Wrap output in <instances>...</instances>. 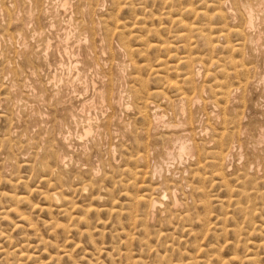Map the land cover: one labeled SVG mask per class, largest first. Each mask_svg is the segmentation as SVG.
I'll use <instances>...</instances> for the list:
<instances>
[{
  "label": "rangeland",
  "instance_id": "obj_1",
  "mask_svg": "<svg viewBox=\"0 0 264 264\" xmlns=\"http://www.w3.org/2000/svg\"><path fill=\"white\" fill-rule=\"evenodd\" d=\"M66 1L67 7L65 6V8L68 11L61 7L63 0H51V2L50 0H0V264H15L16 262H18L16 264H23L25 259V263L28 264H58L57 262L51 263L53 261H59V264H231V262H233L232 264H256L255 262L259 261H261L260 264L264 263V232L262 231L264 229V153H262L264 151V0H250V2L246 0L245 5L252 7L253 19L255 18L253 29L251 28L247 32L244 30L242 17L246 6L242 8L243 4H241L245 0H215L216 4L214 5L216 6L210 4L214 3V0L205 2H203L204 0ZM218 1L220 2V11H224V15L227 14L225 20L215 18L214 10L219 9ZM38 2H40V6ZM207 4L210 6L207 7ZM187 9L200 10L202 13L195 11V15L193 14L191 17L189 14L192 11L188 12ZM202 15L205 19H202L204 18ZM173 17L174 20L178 19L177 23L172 22L174 20L171 21ZM208 18L211 19L210 22ZM218 20L224 21L219 22ZM47 22L49 23L47 24ZM191 22L193 23L191 24ZM205 23L211 26L207 27ZM189 24L196 26L198 30L196 27L192 28L193 30H188L187 26L191 28ZM222 26L226 27L222 28ZM200 27L203 29L200 30ZM227 29L231 31L227 33L229 31ZM183 32L184 34H182ZM241 32L244 34L241 35ZM65 34L70 38L66 36L65 40ZM207 34L212 36L208 37ZM183 35L184 38H182ZM180 36L182 37L180 38ZM209 42L210 44H208ZM104 45L106 48L103 47ZM234 46H239L236 48L239 52ZM240 47L241 49H239ZM227 59L234 60L227 61ZM197 61H201L203 65L201 63L199 65ZM230 63L232 65L234 63L235 67ZM66 64L68 65L66 66ZM162 64L171 66L161 67ZM248 66L252 71L247 72ZM198 68L200 69L199 74ZM230 69L236 72L238 77L242 74V78L247 79L246 83H244L245 79H241V76L236 78L235 73ZM222 70L224 71L222 72ZM251 72L253 74L247 75ZM189 73L192 74L194 80L191 82L192 84L185 79V75ZM258 73L261 77L256 76ZM160 75L161 79H158ZM214 75L217 81L215 78L213 79ZM251 76L253 77L251 78ZM222 77L223 79L227 78L226 81H222ZM259 78L262 82L258 81ZM164 79L169 80L166 81L168 83H165ZM211 79L216 83L220 81L221 84H218L219 82L216 84ZM239 79L244 82H240ZM252 80L255 83L251 85ZM225 84H229L226 85L229 88ZM113 86L116 88L114 89ZM221 86L222 88H220ZM233 87H236L235 92ZM219 88L221 91H218ZM224 88L230 89L227 90L229 95L227 98L221 99L217 93L224 90L226 92ZM135 91H137L136 94ZM115 92L116 94H114ZM108 93H113L111 96L115 97L119 95L118 106L110 104L108 100L110 94ZM102 95L103 98H101ZM120 99L123 101L121 102ZM143 99L144 104L141 102ZM183 99L185 100L183 101ZM84 101L88 103L86 104ZM147 102L151 103L153 107L154 104L158 105V113L162 117L159 124L163 123L162 125L158 124L157 129H150V126H147V124L149 125L147 119L150 116V108L146 109L145 107ZM143 106L144 109H141ZM181 108L184 110L183 112ZM136 109H140L139 113L144 112L145 117L141 118L142 116ZM183 122L187 124L185 125ZM192 125L199 128L194 130L195 127ZM87 128H90V131L84 135L83 131ZM201 129L203 130L200 131ZM176 137H182L181 142L185 138H189L188 143H191L192 146L196 144L197 151L195 153H198H194L193 157L187 155H183V158L179 157L174 140L177 139ZM227 149H229V159H227L226 165H221L218 157L220 153L227 154ZM215 150H218L219 154ZM50 151L54 152L50 153ZM138 152L139 154L143 153L141 157L145 159L144 165H142L143 161L138 156ZM167 154H170V160ZM51 156L56 158L64 156L66 163L63 168L66 169L62 168L64 171H61V168L56 165V159L54 160ZM131 156L133 157L131 158ZM137 156L138 158H136ZM45 158L47 159L45 160ZM213 159L216 160L213 162ZM42 162L44 163L42 164ZM132 162H135V165H140L135 167ZM151 162L153 163L151 164ZM199 165L201 166L199 167ZM43 166L46 167L43 168ZM48 166L49 168H47ZM226 166L228 167L226 168ZM126 169L132 170V173ZM155 169L160 174L155 173ZM141 171L143 174L140 173ZM46 177L51 181H47ZM53 179H56L57 182L55 180L54 182L57 183L58 186H56L59 189L64 187L65 191L63 189L59 191L63 200L64 196H68V199L65 198L66 201L62 202L63 205L65 206V202L68 207H71L76 203V207L79 206L78 210L74 211L75 205L72 207L73 210H70V207H63L62 203H60L61 205L50 204L47 197L44 199V194L49 193V190L50 193L54 192V189L59 190L55 188ZM65 179L68 180V183ZM44 182L45 184L49 183L45 185ZM90 182L91 184H88ZM121 182H124V186ZM69 183L72 184L70 187ZM84 184L90 187L86 188V191L82 189ZM142 184L149 185L141 186ZM153 185L160 187L157 194L149 190L152 188L149 186ZM226 186L230 193L226 191ZM125 187L127 191L123 190ZM145 187H148L147 191ZM241 190L246 191L242 192ZM105 191H108V194ZM144 191L146 193L144 196L148 194L147 197L143 196ZM99 193H104V197L101 196L98 199ZM124 193L126 194L124 195ZM134 193L139 197H136ZM149 195L150 198L156 195L153 199H158L159 203L155 199L157 204L154 208H151L149 204ZM141 196L144 197L143 200L140 198ZM17 197L21 202L14 201V204H19L13 206V200ZM227 197L231 200L226 199ZM212 198L214 200H211ZM69 199H73V202ZM26 202L28 203L26 204ZM47 203L49 204L47 205ZM224 203L227 204L224 205ZM44 206H47L46 209ZM49 206L56 209L53 210ZM112 206L117 213L114 212ZM14 207L15 210L21 212L14 211ZM11 209L12 211L9 212ZM92 209L98 211L95 212ZM243 209L244 212H240ZM55 210L57 211L55 212ZM23 213L25 215L28 213V217L22 219ZM147 213L148 218L145 217ZM81 216L84 219H80ZM87 216L89 219H86ZM18 218L22 220L18 221ZM73 220L76 223H73ZM21 223L25 224L24 228L30 227V224L32 228H28L29 230L25 228L24 231V228L21 229ZM139 224H141L140 227H138ZM67 225L70 226L66 228ZM222 226L223 228H221ZM85 229H87V234H84ZM224 230L225 233H223ZM79 231L83 233L81 234ZM100 232L102 233L100 234ZM259 241L262 242L258 243ZM228 244L234 245V247ZM257 247H262V249ZM15 248H18L19 252L17 250L12 252V250L15 251ZM93 251L94 253L97 251V254H93ZM21 252L24 253V258L21 257ZM259 252H261L260 256ZM231 256L233 257L229 258ZM236 256L238 258H235ZM256 257L257 259L260 257V260L255 259ZM245 258L250 261L244 260ZM224 259L228 261L225 263ZM233 259L234 261H232ZM237 259L240 262L236 263ZM41 260H47V262ZM222 260L223 262H221Z\"/></svg>",
  "mask_w": 264,
  "mask_h": 264
},
{
  "label": "bare ground",
  "instance_id": "obj_2",
  "mask_svg": "<svg viewBox=\"0 0 264 264\" xmlns=\"http://www.w3.org/2000/svg\"><path fill=\"white\" fill-rule=\"evenodd\" d=\"M97 1H98V0H97ZM184 1H185V0H184ZM197 1H198V0H197ZM200 1H202V0H200ZM205 1H206V0H204L203 2H205ZM212 1H213V0H212ZM248 1L250 2V0H248ZM44 2H45V1H44ZM44 2H43V3H44ZM50 2H51V0H50ZM59 2H60V1H59ZM189 2H190V1H189ZM225 2H226V1H225ZM243 2H244V3H241V4H243L242 8H243L244 6H246V5H245L246 0L243 1ZM5 3H6V2H5ZM14 3H15V2H14ZM93 3H94V2H93ZM34 4H35V2H34ZM39 4H40V2H38V5H39ZM53 4H56V3H53ZM53 4H52V5H53ZM66 4H67V1H66V0H63V2H62V4H61V7H62L63 9H66V8H65ZM79 4H80V3H79ZM82 4H83V3H82ZM82 4H81V5H82ZM96 4H97V3H96ZM96 4H95V5H96ZM126 4H127V3H126ZM190 4L192 5V3H190ZM210 4H212V5L216 4V3H215V0H214V3H210ZM210 4H209V5L207 4V5H208L207 7H209ZM217 4H218L217 6L219 7V6H220V2L218 1ZM250 4H251V3H250ZM47 5H48V4H47ZM58 5H59V4H58ZM163 5H164V4H163ZM4 6H5V5H4ZM39 6H40V5H39ZM39 6H37V7H39ZM185 6H188V5H185ZM214 6H216V5H214ZM247 6H248V5H247ZM247 6H246V8H245L246 11H244V14H243V16H242V17H243V20H244V21H243V22H244V30H245L246 32L249 31L251 28L253 29V25H254V24H253V23H254L253 20L255 19V18L253 19V15H252V11H251L252 7H250V6L247 7ZM19 7H20V6H19ZM34 7H35V6H34ZM66 7H67V6H66ZM81 7H82V6H81ZM81 7H80V8H81ZM191 7H192V6H191ZM52 8H53V7H52ZM62 8H61V9H62ZM71 8H73V7H71ZM99 8H100V7H99ZM186 8H188V7H186ZM214 8H216V7H214ZM231 8H235V7H231ZM35 9H36V8H35ZM42 9H43V8H42ZM49 9H50V8H49ZM57 9H58V8H57ZM195 9H196V8H195ZM195 9H194V10H195ZM212 9H213V8H212ZM6 10H7V9H6ZM66 10H67V9H66ZM92 10H93V9H92ZM190 10H191V9H187L186 11L189 12ZM213 10H214V9H213ZM242 10H244V9H242ZM30 11H31V10H30ZM38 11H40V10H38ZM43 11H44V10H43ZM63 11H65V10H63ZM67 11H68V10H67ZM184 11H185V9H184ZM184 11H183V12H184ZM191 11H192L191 14L187 13V14H189L191 17H192L193 14L195 15V13H194L195 11H196V13H197V12H200V10H199V11H198V10H195V11L191 10ZM214 11L216 12V13H215V16H216L215 18H216V19H224V20L227 19V18H225V17L227 16V14L224 15V14H223L224 11H223V12L220 11V7H219L218 10L216 9V10H214ZM217 11H218V12H217ZM15 12H16V11H15ZM22 12H23V11H22ZM179 12H180V11H179ZM54 13H55V12H54ZM200 13H202V12H200ZM204 13H205V12H203V14H204ZM242 13H243V12H242ZM14 14H15V13H14ZM40 14H41V13H40ZM46 14H47V13H46ZM69 14H70V13H69ZM79 14H80V13H79ZM177 14H179V13H177ZM55 15H56V14H55ZM71 15H72V14H71ZM85 15H86V14H85ZM185 15H186V13H185ZM197 15H198V14H197ZM204 15H205V14H204ZM204 15H202V17H204ZM212 15H213V14H212ZM23 16H24V15H23ZM26 16H27V15H26ZM64 16H65V15H64ZM86 16H87V15H86ZM183 16H184V15H183ZM198 16H199V15H198ZM200 16H201V15H200ZM17 17H18V16H17ZM42 17H43V16H42ZM193 17H195V16H193ZM205 17H206V15H205ZM205 17L202 18V19H205ZM209 17H214V16H209ZM223 17H224V18H223ZM30 18H31V17H30ZM71 18H72V17H71ZM178 18H179V15H178ZM182 18H183V17H182ZM206 18H207V17H206ZM9 19H10V18H9ZM99 19H100V18H99ZM208 19H209V22H210L211 19H210V18H208ZM240 19H241V17H240ZM30 20H31V19H30ZM48 20H49V19H48ZM172 20H174V17L171 19V21H172ZM176 20H178V19H175V20L172 21V22L177 23ZM180 20H181V19H180ZM180 20H179V21H180ZM224 20H221V21L218 20V21H219V22H223ZM10 21H11V20H10ZM56 21H57V20H56ZM58 21H59V20H58ZM80 21H81V20H80ZM96 21H97V19H96ZM226 21H228V20H226ZM2 22H3V21H2ZM17 22H18V21H17ZM68 22H69V21H68ZM76 22H77V21H76ZM84 22H85V21H84ZM180 22H182V20H181ZM180 22H179V23H180ZM183 22H184V21H183ZM209 22H208V23H209ZM25 23H26V22H25ZM31 23H32V22H31ZM40 23H41V22H40ZM48 23H49V22H47V24H48ZM52 23H53V22H52ZM56 23H57V22H56ZM72 23H73V22H72ZM179 23H178V24H179ZM186 23H187V22H186ZM186 23H182V24L185 25ZM192 23H193V22H191V24H192ZM224 23H226V22H224ZM224 23H221V24H224ZM241 23H242V22H241ZM0 24H1V23H0ZM18 24H19V23H18ZM66 24H67V23H66ZM96 24H97V23H96ZM178 24H177V25H178ZM180 24H181V23H180ZM205 24H206V23H205ZM205 24H204V26L207 25V24H206V25H205ZM209 24H210V23H209ZM28 25H29V24H28ZM41 25H42V24H41ZM57 25H58V24H57ZM83 25H84V24H83ZM193 25H194V24H193ZM219 25H220V24H219ZM224 25H226V24H224ZM19 26H20V25H19ZM31 26H32V24H31ZM55 26H56V25H55ZM70 26H71V24H70ZM73 26H75V25H73ZM178 26H179V25H178ZM189 26H190V24H189ZM209 26H211V25H207V27H209ZM220 26H221V25H220ZM231 26H232V25H231ZM45 27H46V26H45ZM181 27H182V25H181ZM185 27H186V26H185ZM185 27H184V28H185ZM190 27H191V28H188V26H187V29L189 30V29H192V28H194V27H196V26H190ZM223 27H226V26H222V28H223ZM227 27L230 28L229 25H227ZM261 27H262V26H261ZM17 28H18V27H17ZM26 28H28V27H26ZM26 28H25V29H26ZM46 28H47V27H46ZM46 28H44V29H46ZM201 28H202V27H200V30H201ZM222 28H219V29H222ZM185 29H186V28H185ZM196 29H197V27H196ZM202 29H203V28H202ZM215 29H217V28H215ZM236 29H237V28H236ZM16 30H17V29H16ZM34 30H35V29H34ZM36 30H37V29H36ZM58 30H59V29H58ZM192 30H193V29H192ZM197 30H198V29H197ZM200 30H199V31H200ZM209 30H210V29H209ZM223 30H224V29H223ZM223 30H221V31H223ZM225 30H226V28H225ZM227 30H229V31H227V33L231 31L230 29H227ZM27 31H28V30H27ZM31 31H32V30H31ZM194 31H195V30H194ZM235 31H238V30H235ZM261 31H262V30H261ZM16 32H17V31H16ZM18 32H19V31H18ZM28 32H29V31H28ZM69 32H70V30H69ZM186 32H187V31H186ZM201 32H202V31H201ZM209 32H211V31H209ZM223 32H224V31H223ZM233 32H234V31H233ZM25 33H26V32H25ZM43 33H45V32H43ZM99 33H100V32H99ZM111 33H112V32H111ZM207 33H208V32H207ZM218 33H220V31H218ZM218 33H217V36H218ZM237 33H238V32H237ZM237 33H236V34H237ZM242 33H243V32H241L240 34L242 35ZM5 34H6V33H5ZM23 34H24V33H23ZM45 34H46V33H45ZM67 34H68V32H67ZM82 34H83V33H82ZM178 34H179V33H178ZM182 34H184V32H183ZM243 34H244V33H243ZM56 35H57V34H56ZM83 35H84V34H83ZM89 35H90V34H89ZM106 35H107V34H106ZM220 35H223V34H220ZM241 35H240V36H241ZM40 36H41V35H40ZM66 36H67V35L65 34V37H66ZM74 36H75V35H74ZM94 36H95V35H94ZM185 36H187V35L185 34ZM206 36H208V34H207ZM209 36H212V35H209ZM209 36H208V37H209ZM217 36H216V38H217ZM245 36H247V35H245ZM25 37H27V36H25ZM35 37H36V35H35ZM67 37L70 38L69 36H67ZM67 37L65 38V40L67 39ZM84 37H86V36H84ZM114 37H115V36H114ZM181 37H182V36H180V38H181ZM7 38H8V37H7ZM39 38H40V37H39ZM182 38H184V35H183ZM204 38L206 39V37H204ZM210 38H211V37H210ZM242 38H243V36H242ZM74 39H75V37H74ZM249 39H250V38H249ZM24 40H25V39H24ZM65 40H64V41H65ZM240 40H241V39H240ZM244 40H245V38H244ZM205 41H206V40H205ZM241 41H243V40H241ZM246 41H247V40H246ZM51 42H52V41H51ZM76 42H77V41H76ZM79 42H80V41H79ZM84 42H85V41H84ZM87 42H88V41H87ZM227 42H228V41H227ZM227 42H225V43H227ZM248 42H249V41H248ZM45 43H46V42H45ZM47 43H48V42H47ZM60 43H61V42H60ZM204 43H206V42H204ZM225 43H224V44H225ZM240 43H241V42H240ZM242 43L245 44V42H242ZM246 43H247V42H246ZM258 43H259V42H258ZM146 44H148V43H146ZM168 44H169V43H168ZM208 44H210V42H209ZM208 44H207V45H208ZM211 44H213V43H211ZM235 44H236V43H235ZM244 44H243V46H245ZM260 44H261V43H260ZM49 45H50V44H49ZM56 45H57V44H56ZM73 45H74V44H73ZM86 45H87V44H86ZM93 45H94V44H93ZM93 45H92V46H93ZM100 45H102V44H100ZM105 45H106V44H105ZM105 45H104L103 47H105ZM215 45L217 46V44H215ZM215 45H213V46H215ZM227 45L230 46L229 44H227ZM236 45H237V44H236ZM262 45H263V44H262ZM81 46H82V45H81ZM148 46H149V45H148ZM205 46H206V45H205ZM223 46H224V45H223ZM243 46H241V47H243ZM166 47H167V46H166ZM166 47H165V48H166ZM189 47H190V46H189ZM209 47H210V45H209ZM234 47H235V49H236V48L239 47V46H234ZM234 47H232V48H234ZM241 47H240L239 49H241ZM258 47H259V46H258ZM22 48H23V47H22ZM55 48H56V47H55ZM59 48H60V47H59ZM59 48H58V49H59ZM90 48H91V47H90ZM105 48H106V47H105ZM117 48H118V47H117ZM126 48H127V47H126ZM167 48H168V47H167ZM211 48H212V45H211ZM213 48H215V47H213ZM64 49H65V48H64ZM114 49H115V48H114ZM162 49H164V48L162 47ZM228 49H229V48H228ZM56 50H57V49H56ZM165 50H167V49H165ZM212 50H213V49H212ZM230 50H231V49H230ZM233 50H234V49H233ZM236 50L239 52L238 49H236ZM26 51H27V50H26ZM26 51H24V52L27 53ZM44 51H45V50H44ZM64 51H65V50H64ZM80 51H81V50H80ZM88 51H89V50H88ZM109 51H110V50H109ZM237 51H236V52H237ZM243 51H244V50H243ZM243 51H242V52H243ZM166 52H168V51H166ZM229 52H231V51H229ZM111 53H112V52H111ZM122 53H123V52H122ZM126 53H127V52H126ZM172 54H173V53H172ZM257 54H259V53H257ZM20 55H21V54H20ZM34 55H35V54H34ZM60 55H61V54H60ZM253 55H254V54H253ZM46 56H48V55H46ZM65 56H66V55H65ZM170 56H172V55H170ZM258 56H259V55H258ZM90 57H91V56H90ZM167 57H168V54H167ZM203 57L205 58L204 55H203ZM42 58H43V57H42ZM56 58H57V57H56ZM67 58H68V57H67ZM199 58H200V57H199ZM199 58H198V60H200ZM227 58H228V57H227ZM71 59H72V58H71ZM75 59H76V57H75ZM244 59H245V58H244ZM47 60H48V59H47ZM190 60H192V59H190ZM225 60H226V59H225ZM229 60H230V59H229ZM229 60L227 59V61H229ZM232 60H234V59H232ZM232 60H230V61H232ZM203 61H204V59H203ZM203 61H202V62H203ZM227 61H226V62H227ZM242 61H243V60H242ZM62 62H63V61H62ZM185 62H186V61H185ZM188 62H189V61H188ZM197 62H198V61H197ZM197 62H196V63H197ZM66 63H67V62H66ZM69 63H70V62H69ZM107 63H108V62H107ZM162 63H166V62H162ZM198 63H199V65H200L201 61H199ZM211 63H213V62H211ZM246 63H249V62H246ZM246 63H245V65H246ZM64 64H65V63H64ZM83 64H84V63H83ZM241 64H242V62H241ZM241 64H239V65H241ZM250 64H252V63H250ZM67 65H68V64H66V66H67ZM94 65H95V64H94ZM164 65H166V64H164ZM164 65L162 64L161 67L164 66ZM185 65H186V64H185ZM201 65H203V64L201 63ZM209 65H210V64H209ZM230 65L233 66V67H235V66H234V63H233V65L230 63ZM242 65H243V64H242ZM248 65H249V64H248ZM253 65H255V64H253ZM167 66H171V65H166V67H167ZM197 66H198V65H197ZM251 66H252V65H251ZM82 67H83V66H82ZM172 67H175V66H172ZM241 67L244 68V66H241ZM245 67H246V66H245ZM249 67H250V66H248L247 69H249ZM74 68H75V67H74ZM117 68H118V67H117ZM193 68H194V65H193ZM201 68H202V67H201ZM230 68H231V67H230ZM242 68H240V70H241ZM65 69H66V68H65ZM78 69H79V68H78ZM170 69H171V68H170ZM172 69H173V68H172ZM195 69H196V68H195ZM223 69H224V68H223ZM83 70H84V69H83ZM85 70H86V69H85ZM85 70H84V71H85ZM161 70H162V69H161ZM199 70H200V69L198 68V70H197V71H198V74H199ZM230 70L232 71V69H230ZM75 71H76V70H75ZM91 71H93V70H91ZM96 71H97V69H96ZM165 71H166V70H165ZM172 71L174 72V70H172ZM204 71H205V70H204ZM217 71H218V69H217ZM217 71H216V72H217ZM223 71H224V70H222V72H223ZM225 71H227V70H225ZM231 71H230V72H231ZM235 71H238V70L235 69ZM241 71H242V70H241ZM245 71H246V70H245ZM250 71H252V69H249L247 72H250ZM69 72H70V71H69ZM71 72H72V71H71ZM120 72H121V71H120ZM175 72H176V71H175ZM206 72H207V71H206ZM222 72H221V73H222ZM232 72H233V71H232ZM210 73H211V72H210ZM221 73H220V74H221ZM226 73H227V72H226ZM233 73H235V77L237 78L238 76H236V72H233ZM240 73H241V72H240ZM254 73H255V70H254ZM260 73H261V72H260ZM72 74H73V73H72ZM202 74H203V73H202ZM207 74H209V73H207ZM211 74H212V73H211ZM223 74H224V73H223ZM223 74H222V75H223ZM237 74H239V73H237ZM248 74H253V72H251V73H247V75H248ZM261 74H262V73H261ZM96 75H97V74H96ZM222 75H221V76H222ZM239 75H240V74H239ZM241 75H242V74H241ZM241 75H240V76H241ZM212 76H213V75H212ZM224 76H225V74H224ZM226 76H227V75H226ZM240 76H239L238 78H240ZM245 76H246V75H245ZM256 76H260V77H261V75H259V73H258ZM84 77H85V76H84ZM89 77H90V76H89ZM157 77H159V76H157ZM193 77H194V75H193ZM199 77H200V76H199ZM208 77H209V76H208ZM243 77H244V76H243ZM252 77H253V76H251V78H252ZM75 78H76V77H75ZM82 78H83V77H82ZM162 78H163V76H162ZM211 78H212V77H211ZM214 78H215V75H214L213 79H214ZM251 78H250V79H251ZM254 78H255V77H254ZM254 78H253V79H254ZM263 78H264V76H263ZM263 78H262V79H263ZM60 79H61V78H60ZM85 79H86V78H85ZM104 79H105V78H104ZM114 79H115V78H114ZM114 79H113V80H114ZM136 79H137V78H136ZM158 79H161V75H160V77H159ZM185 79H186L187 82H190V84H192V83H191L192 81L194 82L191 73L186 74V75H185ZM213 79H211V80H213ZM215 79H216V78H215ZM218 79H219V78H218ZM225 79H227V78H224V79H223V77H222V81H223V80L226 81ZM241 79L243 80V79H245V77L242 78V76H241ZM241 79H239V81H240V82H244V81H241ZM98 80H100V79H98ZM137 80H138V79H137ZM164 80H165V79H164ZM164 80H163V81L161 80V81L164 82ZM246 80H247V79H245V82H244V83H246ZM76 81H77V80H76ZM103 81H104V80H103ZM166 81H169V80H165V83H168V82H166ZM213 81H215V80H213ZM216 81H217V79H216ZM216 81H215V83H216ZM256 81H257V80H256ZM258 81H260V78L258 79ZM85 82H86V81H85ZM97 82H98V81H97ZM182 82H183V81H182ZM218 82H219V83H218ZM218 82H217L218 84H221L220 81H218ZM236 82L238 83V80H236ZM260 82H262V81H260ZM56 83H57V82H56ZM66 83H67V82H66ZM217 83H216V84H217ZM222 83H223V82H222ZM225 83H226V82H225ZM250 83H251V81H250ZM253 83H255V82H253V80H252L251 85H252ZM86 84H87V83H86ZM86 84H85V85H86ZM193 84H194V83H193ZM229 84H230V83H229ZM229 84H225V86H226V85H229ZM247 84H248V83H247ZM260 84H262V83H260ZM50 85H51V84H50ZM140 85H142V84H140ZM168 85L170 86V84H168ZM236 85H237V84H236ZM239 85H240V83H239ZM239 85H238V86H239ZM52 86H53V85H52ZM54 86H55V85H54ZM79 86H80V85H79ZM116 86H117V85H116ZM213 86H214V85H213ZM232 86H233V83H232ZM232 86H231V87H232ZM243 86H244V87H247L246 85H243ZM243 86H242V87H243ZM6 87H7V86H6ZM204 87H205V86H204ZM226 87H227V86H226ZM231 87H230V88H231ZM239 87H241V86H239ZM239 87H238V88H239ZM244 87H243V88H244ZM250 87H251V86H250ZM250 87H249V88H250ZM256 87H257V86H256ZM64 88H65V87H64ZM113 88H114V86H113ZM115 88H116V87H115ZM115 88H114V89H115ZM142 88H143V87H142ZM174 88H176V87L174 86ZM177 88H180V87H177ZM210 88H211V87H210ZM217 88H218V87H217ZM220 88H222V86H221ZM220 88H219L218 91H221ZM227 88H229V87H227ZM227 88H224V89H226V92H224L225 90L222 91L221 93L219 92L220 94L216 92V93L220 96L221 99H222V98H227V97H228L229 92H227V90L229 91L230 89H227ZM233 88H234V92H235V88H236V87H233ZM233 88H232V89H233ZM243 88H242V89H243ZM249 88H247V89H249ZM252 88H254V87H252ZM56 89H57V88H56ZM65 89H66V88H65ZM90 89H91V88H90ZM244 89H246V88H244ZM66 90H67V89H66ZM79 90H80V89H79ZM111 90H113V89H111ZM178 90H179V89H178ZM214 90H216V89H214ZM249 90H250V89H249ZM53 91H54V90H53ZM63 91H64V90H63ZM157 91H158V90H157ZM157 91L155 92L156 95L158 94ZM66 92H67V91H66ZM71 92H72V91H71ZM81 92H82V91H81ZM109 92H110V91H109ZM111 92H112V91H111ZM194 92H195V91H194ZM238 92H239V91H238ZM87 93H88V92H87ZM102 93H103V92H102ZM136 93H137V91H135V94H136ZM139 93H140V92H139ZM150 93H151V92H150ZM160 93H161V92H160ZM212 93H213V92H212ZM64 94H65V93H64ZM76 94H77V93H76ZM83 94H84V93H83ZM90 94H91V93H90ZM103 94H105V93H103ZM106 94H107V93H106ZM108 94H110V93H108ZM114 94H116V92H115ZM121 94H122V93H121ZM127 94H128V93H127ZM161 94H162V93H161ZM161 94H160V95H161ZM70 95H71V94H70ZM86 95H87V94H86ZM111 95H113V93L110 94V96L108 97V100L110 101V104H111V105H115V106L117 105V106H118V103H120V101L118 102L119 95H118L117 97H115V96H111ZM124 95H125V94H124ZM129 95H130V94H129ZM137 95H138V94H137ZM192 95H194V94H192ZM213 95H214V93H213ZM104 96H105V95H104ZM130 96H131V95H130ZM150 96H152V95H150ZM219 96H218V97H219ZM124 97H125V96H124ZM145 97H146V95H145ZM216 97H217V95H216ZM97 98H98V97H97ZM101 98H103V95H102ZM116 98H117V100H115ZM162 98H163V97H162ZM184 98H187V97H184ZM214 98H215V96H214ZM66 99H67V98H66ZM69 99H70V97H69ZM72 99H73V98H72ZM74 99H75V98H74ZM74 99H73V100H74ZM122 99H123V98H122ZM228 99H230V98H228ZM90 100H91V99H90ZM120 100H121V99H120ZM184 100H185V99H183V101H184ZM231 100H232V99H231ZM235 100H236V99H235ZM58 101H59V99H58ZM86 101H87V100H86ZM88 101H89V100H88ZM122 101H123V100H121V102H122ZM147 101H149V100H147ZM187 101H188V100H187ZM198 101H199V100H198ZM206 101H207V100H206ZM223 101H224V99H223ZM84 102H85V101H84ZM141 102H142V104H144V99L141 100ZM151 102H152V101H151ZM180 102H181V101H180ZM203 102H204V101H203ZM85 103H86V102H85ZM87 103H88V102H87ZM87 103H86V104H87ZM162 103H163V102H162ZM199 103H200V102H199ZM212 103H213V102H212ZM214 103H215V102H214ZM228 103H229V102H228ZM233 103H234V102H233ZM242 103H243V102H242ZM93 104H94V103H93ZM157 104H158V103H157ZM202 104H204V103H202ZM215 104H216V103H215ZM176 105H177V104H176ZM183 105H184V104H183ZM95 106H96V105H95ZM157 106H158V105H157ZM157 106H155V104H154V107H153V105H152L151 103H148V102L145 104L146 109H149V108H150V109H149V111H150V116H149V119H147V120H149V121H147V123L149 122V125L147 124V126H150V129H153V128H156V129H157V126H158V124L160 123V120L162 119V117H161V116L159 115V113H158V107H157ZM214 106H215V105H214ZM217 106H218V105H217ZM242 106H243V105H242ZM64 107H65V106H64ZM64 107H63V109H64ZM92 107H93V106H92ZM141 107H142V106H141ZM183 107H185V106H183ZM211 107H212V106H211ZM61 108H62V107H61ZM136 108H137V107H136ZM198 108H199V107H198ZM217 108H218V107H217ZM75 109H76V108H75ZM141 109H144V106H143V108H141ZM184 109H185V108H184ZM211 109H213V108H211ZM83 110H84V109H83ZM136 110H137V109H136ZM139 110H140V109H139ZM139 110H137L138 113H139ZM181 110H182V112L184 111L182 108H181ZM203 110H204V109H203ZM241 110H242V109H241ZM145 111H147V110H145ZM164 111H165V110H164ZM231 111H232V110H231ZM70 112H71V111H70ZM167 112H168V111H167ZM207 112H208V111H207ZM214 112H215V111H214ZM241 112H242V111H241ZM66 113H67V112H66ZM74 113H75V112H74ZM175 113H176V112H175ZM184 113H185V112H184ZM205 113H206V112H205ZM217 113H218V112H217ZM229 113H230V112H229ZM90 114H91V113H90ZM139 114L142 116L141 118H144V117H145V113H144V112H140ZM101 115H102V114H101ZM184 115H185V114H184ZM240 115H241V114H240ZM73 116H74V115H73ZM143 116H144V117H143ZM172 116H173V115H172ZM179 116H180V115H179ZM188 116H189V114H188ZM203 116H204V115H203ZM46 117H47V115H46ZM87 117H88V116H87ZM146 117H147V115H146ZM191 117H192V116H191ZM193 117H194V116H193ZM234 117H235V116H234ZM58 118H59V117H58ZM60 118H61V117H60ZM180 118H181V117H180ZM180 118H179V119H180ZM184 118H185V116H184ZM211 118H212V117H211ZM253 118H254V117H253ZM73 119H74V118H73ZM166 119H167V118H166ZM196 119H197V118H196ZM232 119H234V118H232ZM236 119H237V118H235L234 120H236ZM142 120H144V119H142ZM197 120H198V119H197ZM175 121H176V120H175ZM61 122H62V121H61ZM98 122H99V121H98ZM144 122H146V121H144ZM237 122H238V121H237ZM245 122H246V121H245ZM111 123H112V122H111ZM162 123H163V122H162ZM162 123L159 124V125H162ZM164 123H165V122H164ZM183 123H184L185 125L187 124V123H185V122H183ZM195 123H196V122H195ZM207 123H208V122H207ZM210 123H211V122H210ZM46 124H47V122H46ZM66 124H67V123H66ZM66 124H65V125H66ZM88 124H89V123H88ZM94 124H95V123H94ZM235 124H238V123H235ZM246 124H247V123H246ZM263 124H264V123H263ZM67 125H68V124H67ZM189 125H191V124H189ZM242 125H243V124H242ZM50 126H51V125H50ZM163 126H164V125H163ZM180 126H181V125H180ZM244 126H245V125H243V127H244ZM85 127H87V126H85ZM190 127H191V126H190ZM192 127H195L194 130H195L196 128H197V129L199 128V127L194 126V125H192ZM200 127H201V126H200ZM220 127H221V126H220ZM62 128H63V127H62ZM67 128H68V127H67ZM101 128H102V127H101ZM138 128H139V127H138ZM158 128H159V127H158ZM165 128H166V126H165ZM237 128H238V127H237ZM244 128L246 129V127H244ZM250 128H251V127H250ZM258 128H259V126H258ZM156 129H155V130H156ZM172 129H173V128H172ZM172 129H171V130H172ZM230 129H231V128H230ZM64 130H65V128H64ZM155 130H154V131L152 130V131L155 132ZM190 130H191V129H190ZM202 130H203V129H201L200 131H202ZM216 130H217V129H216ZM233 130H236V129H233ZM242 130H243V129H242ZM89 131H90V128H87L86 130H84V131H83V132H84V135H87V134L89 133ZM116 131H117V130H116ZM137 131H138V130H137ZM133 132H134V131H133ZM228 132H229V131H228ZM232 132H233V131H232ZM246 132H247V131H246ZM116 133H117V132H116ZM181 133H182V132H181ZM207 133H208V132H207ZM233 133H234V132H233ZM236 133H237V132H236ZM143 134H144V133H143ZM190 134H191V133H190ZM220 134H221V133H220ZM220 134H219V136H220ZM243 134H244V133H243ZM247 134H248V133H247ZM131 135H132V134H131ZM171 135H172V134H171ZM185 135L187 136V134H185ZM227 135H228V134H227ZM232 135H233V134H232ZM62 136H63V135H62ZM68 136H69V135H68ZM80 136H81V135H80ZM173 136H174V135H173ZM183 136H184V135H183ZM206 136H207V134H206ZM258 136H259V135H258ZM65 137H66V136H65ZM157 137H160V136H157ZM157 137H155V138H157ZM177 137H179V136H177ZM177 137H176V138H177ZM220 137H221V136H220ZM230 137H231V134H230ZM248 137H249V136H248ZM123 138H124V137H123ZM146 138H147V137H146ZM151 138H152V137H151ZM170 138H171V137H170ZM226 138H227V137H226ZM255 138H256V136H255ZM58 139H59V138H58ZM86 139H87V138H86ZM180 139H182V137L177 138V139H174V140H175V144L177 145L176 149H177V154L179 155V157H182V158H183V155H187V156L193 157L195 151H197V150H196L197 148H195V145H196L195 142L193 143V145H194V144H195V145L192 146L191 143H188V139H189V138H188V139L185 138V140H184L183 142H181ZM183 139H184V138H183ZM228 139H230V138H228ZM248 139H249V138H248ZM248 139H247V140H248ZM65 140H66V139H65ZM160 140H161V139H160ZM174 140H173V141H174ZM226 140H227V139H226ZM67 141H68V140H67ZM80 141H81V139H80ZM170 141H171V140H170ZM189 141H190V139H189ZM218 141H219V140H218ZM218 141H216V142H218ZM224 141H225V140H224ZM228 141H229V140H228ZM231 141H232V139H231ZM259 141H260V140H259ZM263 141H264V140H263ZM81 142H82V141H81ZM155 142H156V141H155ZM166 142H168V141H166ZM200 142H201V141H200ZM219 142H220V141H219ZM225 142H227V141H225ZM254 142H255V141H254ZM254 142H253V143H254ZM150 143H151V142H150ZM227 143H229V142H227ZM65 144H66V143H65ZM170 144H171V142H170ZM217 144H218V143H217ZM220 144H221V143H220ZM166 145H167V144H166ZM197 145H199V143H197ZM214 145H215V144H214ZM218 145H219V144H218ZM233 145H234V144H233ZM246 145H247V144H246ZM157 146H158V145H157ZM163 146H164V145H163ZM250 146H251V145H250ZM158 147H159V146H158ZM196 147H198V146H196ZM200 147H202V146H200ZM214 147H215V146H214ZM218 147H220V146H218ZM145 148H146V147H145ZM205 148H206V146H205ZM205 148H204V149H205ZM225 148H226V146H225ZM228 148H229V147H228ZM240 148H241V146H240ZM202 149H203V148H202ZM229 149H231V148H229ZM229 149H227V150H228V153L225 152V153H227V154H223V153L221 154V153H220V155H219V157H218V161H219V163H221V165H226V162L228 161L227 159H229V158H228V157H229V155H228V154H229ZM259 149H260V148H259ZM143 150H144V149H143ZM213 150H214V149H213ZM218 150H219V148H218ZM218 150H215V151H218ZM231 150H232V149H231ZM260 150H261V149H260ZM200 151H201V150H200ZM252 151H253V150H252ZM51 152H52V151H50V153H51ZM53 152H54V151H53ZM53 152H52V153H53ZM151 152H152V151H151ZM174 152H175V151H174ZM230 152H231V151H230ZM261 152H262V151H261ZM48 153H49V152H48ZM197 153H198V152H196L195 154H197ZM199 153H200V152H199ZM212 153H213V152H212ZM240 153H241V152H240ZM258 153H259V152H258ZM262 153H264V151H263ZM55 154H56V153H55ZM137 154H139V152H138ZM142 154H143V153H140L138 156L141 157ZM159 154H160V153H159ZM163 154H164V153H163ZM218 154H219V151H218ZM254 154H255V153H254ZM49 155H52V154H49ZM56 155H57V154H56ZM169 155H170V154H167L168 159H169ZM201 155H202V154H201ZM201 155H200V156H201ZM213 155H214V153H213ZM46 156H47V155H46ZM135 156H136V154H135ZM138 156H137L136 158H138ZM143 156H144V155H143ZM171 156H173V155H171ZM202 156H203V155H202ZM48 157H49V156H48ZM51 157H53L54 160L56 159V165H57L59 168H61V171H64V170L66 169V168H65V169L63 168V167H64V164L66 163V162H65L66 159H65L64 156H63V157L61 156V157H58V158H56V157H54V156H51ZM132 157H133V156H131V158H132ZM173 157H174V156H173ZM232 157H233V156H232ZM242 157H243V156H242ZM251 157H252V156H251ZM142 158H143V157H141V159H142ZM144 158H145V156H144ZM182 158H181V159H182ZM198 158H200V157H198ZM209 158H211V157H209ZM46 159H47V158H45V160H46ZM48 159H49V158H48ZM53 159H50V160L53 161ZM109 159H110V158H109ZM134 159H135V158H134ZM236 159H237V158H236ZM241 159H243V158H241ZM263 159H264V158H263ZM68 160H69V159H68ZM128 160H129V158H128ZM144 160H145V159H142V160H141V161H143V164H142V165H144V163H146V162H144ZM160 160H161V159H160ZM165 160H166V158H165ZM165 160H161V161L164 162ZM169 160H170V159H169ZM169 160H168V162H169ZM188 160H189V159H188ZM214 160H216V159H213V162H214ZM232 160H233V159H232ZM135 161H137V160H135ZM141 161H140V162H141ZM146 161H147V160H146ZM153 161H154V160H153ZM186 161H187V160H186ZM45 162H47V161H45ZM48 162H49V161H48ZM140 162H139V163H140ZM194 162H195V161H194ZM211 162H212V160H211ZM43 163H44V162H42V164H43ZM49 163H52V162H49ZM53 163H55V162H53ZM132 163L134 164L135 162H132ZM137 163H138V162H137ZM137 163H136V164H137ZM152 163H153V162H151V164H152ZM198 163H200V162L198 161ZM209 163H210V162H209ZM219 163L216 162V164H219ZM39 164H40V162L38 163V166H39ZM42 164H41V165H42ZM111 164H112V163H111ZM165 164H166V163H165ZM183 164H184V163H183ZM216 164H214V165H216ZM45 165L47 166V163H46ZM56 165H55V166H56ZM134 165H135V164H134ZM134 165H133V166H134ZM139 165H140V164H139ZM139 165H135V167H136V166H139ZM146 165H147V164H146ZM202 165H203V164H202ZM210 165H211V164H210ZM238 165H239V164H238ZM46 166H43V168L46 167ZM65 166H66V165H65ZM107 166H108V165H107ZM158 166H159V165H158ZM200 166H201V165H199V167H200ZM35 167H37V166H35ZM81 167H82V166H81ZM147 167H149V166H147ZM147 167H146V168H147ZM221 167L224 168V166H221ZM227 167H228V166H226V168H227ZM230 167H231V166H230ZM40 168H41V167H40ZM47 168H49V166H48ZM62 168H63L64 170H63ZM138 168H139V167H138ZM143 168H144V167H143ZM146 168H145V170H146ZM154 168H155V166H154ZM189 168H191V167H189ZM217 168H218V167H217ZM231 168H233V167H231ZM259 168H260V167H259ZM41 169H42V168H41ZM141 169H142V168H141ZM141 169H140V170H141ZM167 169H168V168H167ZM172 169H173V168H172ZM172 169H171V170H172ZM254 169H255V168H254ZM43 170L45 171V169H43ZM58 170H59V169H58ZM87 170H88V169H87ZM127 170L129 171V169H126V171H127ZM136 170H138V169H136ZM147 170H148V169H147ZM216 170H217V169H216ZM222 170L225 171V169H222ZM51 171H52V170H51ZM51 171H50V173H51ZM61 171H60V172H61ZM91 171H92V170H91ZM123 171H124V170H123ZM131 171H132V170H131ZM131 171H129V173H130ZM142 171H143V170H142ZM142 171L140 172L141 174H143ZM176 171H177V170H176ZM183 171H184V170H183ZM214 171H215V170H214ZM217 171H218V170H217ZM217 171H216V172H217ZM219 171H220V170H219ZM219 171H218V172H219ZM38 172H39V171H38ZM41 172H42V171H41ZM45 172H48V171H45ZM65 172H66V171H65ZM134 172H136L135 169H134ZM134 172H133V174H134ZM144 172H145V171H144ZM151 172H152V171H150V173H151ZM154 172L156 173L157 170L155 169ZM188 172H189V171H188ZM61 173H62V172H61ZM78 173H79V172H78ZM131 173H132V172H131ZM152 173H153V172H152ZM214 173H215V172H214ZM220 173H221V171H220ZM41 174H42V173H41ZM62 174H63V173H62ZM65 174H66V173H65ZM153 174H154V173H153ZM157 174H160L159 171L157 172ZM187 174H188V173H187ZM216 174H219V173H216ZM223 174H224V173H223ZM48 175H49V174H48ZM77 175H78V174H77ZM79 175H80V173H79ZM111 175H112V174H111ZM185 175H186V174H185ZM192 175H193V174H192ZM220 175H221V174H220ZM224 175H225V174H224ZM227 175H228V174H227ZM44 176H45V175H44ZM49 176H50V175H49ZM71 176H72V175H71ZM91 176H92V175H91ZM140 176H141V175H140ZM143 176H144V175H143ZM143 176H142V177H143ZM153 176H154V175H153ZM186 176H187V175H186ZM211 176H212V175H211ZM256 176H257V175H256ZM263 176H264V174H263ZM67 177H68V176H67ZM87 177H88V176H87ZM87 177H86V178H87ZM133 177H134V176H133ZM135 177H136V173H135ZM155 177H156V174H155ZM188 177H189V176H188ZM218 177H219V176H218ZM47 178H48V177H46V179H47ZM56 178H57V177H56ZM77 178H79V177L77 176ZM136 178H137V177H136ZM147 178H148V177H147ZM178 178H180V177H178ZM184 178H185V177H184ZM201 178H202V176H201ZM223 178H225V177H223ZM227 178H228V177H227ZM238 178H240V177H238ZM42 179H44V178H42ZM50 179H51V177H50ZM67 179H68V178H67ZM88 179H90V178L88 177ZM140 179H142V178H140ZM219 179H220V178H219ZM54 180L56 181V179H53L52 181L54 182ZM60 180H62V179H60ZM65 180H66V179H65ZM78 180H79V179H78ZM93 180H94V179H93ZM95 180H96V179H95ZM128 180H130V179H128ZM148 180H149V179H148ZM148 180H147V181H148ZM154 180H155V179H154ZM161 180H162V179H161ZM220 180H224V179L221 178ZM247 180H248V179H247ZM47 181H51V180H49V178H48ZM66 181H67V183H68V180H66ZM83 181H85V180H83ZM88 181H89V180H88ZM138 181H139V180H138ZM142 181H143V179H142ZM142 181H141V182H142ZM199 181H200V180H199ZM250 181H252V180H250ZM56 182H57V181H56ZM56 182H54V183H55V184H54L55 186L57 185ZM59 182H60V181H59ZM62 182H63V181H62ZM93 182H94V181H93ZM125 182H126V181H125ZM128 182H131V181H128ZM135 182H136V181H135ZM159 182H160V180H159ZM193 182H194V181H193ZM236 182H237V181H236ZM47 183H49V182H46V184H47ZM67 183H65V184H67ZM81 183H82V182H81ZM85 183H87V182H85ZM103 183H104V182H103ZM121 183H122V182H121ZM121 183H120V184H121ZM133 183H134V182H133ZM157 183H158V182H157ZM162 183H163V182H162ZM162 183H161V184H162ZM217 183H218V181H217ZM222 183H223V182H222ZM226 183H227V182H226ZM251 183H252V182H251ZM253 183H254V182H253ZM44 184H45V182H44ZM46 184H45V185H46ZM51 184H52V183H51ZM59 184H62V183H59ZM65 184H64V185H65ZM69 184H70V185H69V187H70L72 184H71V183H69ZM88 184H91V182L88 183ZM123 184H124V182L122 183V186H124ZM137 184H139V183H137ZM140 184H141V183H140ZM212 184H213V183H212ZM239 184H240V183H239ZM49 185H50V184H49ZM54 185H53V188H54ZM135 185H136V184H135ZM143 185L148 186L149 184H148V185H147V184H142L141 186H143ZM155 185H156V184H155ZM191 185H192V184H191ZM222 185H223V184H222ZM227 185H228V184H227ZM241 185H243V184L241 183ZM50 186H51V185H50ZM57 186H58V185H57ZM57 186H56L55 188L59 189V187H57ZM60 186H61V185H60ZM65 186H66V185H65ZM82 186H83V185H82ZM125 186H126V185H125ZM129 186H131V185H129ZM129 186H128V187H129ZM132 186H134V185H132ZM136 186H137V185H136ZM136 186H135V187H136ZM160 186H161V185H160ZM182 186H184V185H182ZM223 186H224V185H223ZM48 187H49V186H48ZM67 187H68V185H67ZM137 187H138V186H137ZM149 187H152V188H150L149 190H151V192H153L154 194H157V192L159 191V188H160V187L158 188V187H156V186L154 187V185H153V186H149ZM190 187H191V186H190ZM63 188H64V187H63ZM63 188H61V189H63ZM86 188H90V187H88L87 184H84V186H83L82 189H84V190L86 191ZM112 188H113V187H112ZM139 188H140V190H141V187H140V186H139ZM147 188H148V187H147ZM147 188L145 187V190H146ZM165 188H166V187H165ZM173 188H175V187H173ZM198 188H199V187H198ZM225 188H226V191H227L228 187L226 186ZM61 189H59V190L54 189V190H53L54 192H51V193H50V190H49V191H48L49 193H45V194H44V196H45L44 199H46V197H47V200L49 199L48 202H50V204L53 203V204H55V205H58V204L62 203L63 201H66L65 198L68 199V198H67L68 196L66 197V196L63 195V196H64V200H63V197L61 196V194H60V192H59ZM68 189H70V188H68ZM73 189H74V184H73ZM73 189H72V190H73ZM126 189H127L126 187H125V189L123 188L124 191H125ZM162 189H163V188H162ZM51 190H52V189H51ZM63 190H64V189H63ZM99 190H100V189H99ZM99 190H97V191H99ZM102 190H103V189H102ZM104 190H105V189H104ZM135 190H136V189H135ZM192 190H193V189H192ZM200 190H201V189H200ZM203 190H204V188H203ZM64 191H65V190H64ZM81 191H82V190H81ZM90 191H91V190H90ZM126 191H127V190H126ZM146 191H147V190H146ZM198 191H199V190H198ZM201 191H202V190H201ZM201 191H199V192H201ZM241 191L244 192V191H246V190H241ZM262 191H263V190H262ZM40 192L42 193V191H40ZM43 192H45V191H43ZM76 192H77V191H76ZM83 192H84V191H83ZM101 192H102V191H101ZM105 192L107 193L108 191H105ZM141 192H142V190H141ZM163 192H164V191H163ZM203 192H204V191H203ZM203 192H202V193H203ZM227 192L230 193V190L227 191ZM37 193H38V191H37ZM41 193H39V194H41ZM63 193H65V192H63ZM68 193H71V192H68ZM72 193H74V191H72ZM144 193H145V191L143 192V196H144ZM147 193H149V192H147ZM178 193H179V192H178ZM193 193H194V192H193ZM14 194H15V193H14ZM92 194H94L93 191H92ZM99 194H100V195H98L99 197H97L98 199H99L101 196L104 197V196H103L104 193H99ZM107 194H108V193H107ZM121 194H122V193H121ZM125 194H126V193H124V195H125ZM130 194H131V193H130ZM130 194H128V195H130ZM134 194H135V193H134ZM137 194H138V193H137ZM145 194H146V193H145ZM154 194H153V195H154ZM158 194H160V193H158ZM203 194H204V193H203ZM41 195H43V193H42ZM66 195H67V194H66ZM69 195H70V194H69ZM73 195H74V194H73ZM128 195H127V197H128ZM147 195H148V194H147ZM147 195L144 196V197H147ZM153 195H152V196H153ZM228 195H229V194H228ZM231 195H232V194H231ZM236 195H237V194H236ZM238 195H240V194H238ZM17 196L19 197V195H17ZM89 196H90V195H89ZM107 196H109V195H107ZM131 196H133V195L131 194ZM131 196H130V199H131ZM135 196H136V197H139V196L136 195V194H135ZM143 196L140 197L142 200H143V198H144ZM155 196H156V195H155ZM155 196H153V198H154ZM14 197H16V196H14ZM18 197H17L16 199L13 200L12 205L14 204V201L19 200ZM40 197H42V196H40ZM82 197H84V196H82ZM90 197H91V196H90ZM92 197H94V196H92ZM150 197H151V196L149 195V197H148V198L150 199V200H149V204H150L151 208H154L155 205H156L157 203H159V202H158V199L155 198V199H156V202H157V203H156V202H155V199L150 198ZM163 197H165V196H163ZM172 197H173V196H172ZM182 197H183V195H182ZM228 197H229V196H228ZM228 197H227L226 199H230V198H228ZM238 197H239V196H238ZM133 198H134V197H133ZM213 198H214V197H213ZM213 198H212L211 200H214ZM217 198H218V197H217ZM233 198H234V197H233ZM11 199H12V198H11ZM11 199H10V200H11ZM21 199H24V198L21 197ZM78 199H79V198H78ZM91 199L94 200V198H91ZM24 200H26V199H24ZM69 200L73 202V199H69ZM92 200H91V201H92ZM134 200H135V199H134ZM142 200H139V201H142ZM172 200H173V199H172ZM215 200H219V199H215ZM220 200H221V199H220ZM230 200H231V199H230ZM232 200H233V199H232ZM19 201H20V200H19ZM19 201H17V202H19ZM95 201H96V200H95ZM97 201H98V200H97ZM144 201H145V200H144ZM223 201H224V199H223ZM227 201L229 202V200H227ZM233 201H234V200H233ZM20 202H21V201H20ZM22 202H23V201H22ZM46 202H47V201H46ZM46 202H45V203H46ZM103 202H105V201H103ZM130 202H131V200H130ZM134 202H135V201H134ZM175 202H176V200H175ZM221 202H222V201H221ZM224 202H225V201H224ZM228 202H227V203H228ZM237 202H238V201H237ZM27 203H28V202H26V204H27ZM100 203H101V202H100ZM112 203H113V202H112ZM112 203H111V204H112ZM132 203H133V202H132ZM144 203H145V202H144ZM146 203H147V199H146ZM178 203H179V202H178ZM227 203H226V204H227ZM230 203H231V202H230ZM17 204H19V203H17ZM17 204H14L13 206H15V205H17ZM48 204H49V203H47V205H48ZM64 204H65V206H64L63 203H62L63 207H67V208L70 207V206L68 207V206L66 205L65 202H64ZM114 204H116V203H114ZM161 204H162V203H161ZM220 204H221V203H220ZM226 204L224 203V205H226ZM233 204H234V203H233ZM20 205H21V203H20ZM60 205H61V204H60ZM74 205H75V207H73ZM74 205L70 207V210H73V209H74V211H76V209L79 207V206L76 207V205H77L76 203H75ZM133 205H134V204H133ZM218 205H219V204H218ZM236 205H237V204H236ZM13 206H12V207H13ZM89 206H91V205L89 204ZM96 206H97V205H96ZM172 206H173V204H172ZM221 206H222V204H221ZM238 206H239V205H238ZM238 206H237V207H238ZM44 207H45V209H46L47 206H44ZM49 207H50L51 209H53V210L56 209V208H52L51 206H49ZM58 207L60 208V206H58ZM63 207H62V208H63ZM72 207H73V209H72ZM83 207H84V206H83ZM87 207H88V206H87ZM112 207H113V209H114V206H112ZM148 207H149V206H148V204H147V208H148ZM233 207H234V206H233ZM241 207H242V206H241ZM241 207H240V209H241ZM8 208L10 209V207H8ZM17 208H18V207H17ZM19 208H20V207H19ZM62 208H61V209H62ZM88 208H89V207H88ZM147 208H146V209H147ZM9 209H7V210H9ZM51 209H50V210H51ZM61 209H60V210H61ZM80 209H82V208H80ZM85 209H86V206H85ZM94 209H95V208H94ZM94 209H92V210H94ZM117 209H119V208H117ZM163 209H164V208H163ZM236 209H238V208H236ZM63 210H64V209H63ZM63 210H61V211H63ZM77 210H78V209H77ZM87 210H89V209H87ZM92 210H91V211H92ZM104 210H106V209H104ZM111 210H112V209H111ZM115 210H116V209H114V212L117 213V211H115ZM149 210H150V208H149ZM149 210H147V212H149ZM175 210H177V209H175ZM11 211H12V209H11L9 212H11ZM14 211H17V210H15V207H14ZM46 211H47V210H46ZM56 211H57V210H55V212H56ZM84 211H85V210H84ZM84 211H83V212H84ZM89 211H90V210H89ZM94 211L96 212V211H98V210H94ZM109 211H110V208H109ZM136 211H137V210H136ZM235 211H236V210H235ZM237 211L239 212L240 210H237ZM9 212H8V213H9ZM17 212L19 213V212H21V211H17ZM17 212H16V213H17ZM50 212H51V211H50ZM68 212L70 213L69 210H68ZM71 212H72V211H71ZM77 212L79 213V211H77ZM77 212H76V215H78ZM86 212H88V211H86ZM86 212H85V213H86ZM111 212H112V211H111ZM120 212H121V211H120ZM145 212H146V211H145ZM240 212H244V209H243V211H240ZM13 213H14V212H13ZM18 213H17V214H18ZM58 213H60V212H58ZM62 213H63V212H62ZM66 213H67V212H66ZM69 213H68V214H69ZM73 213H74V212H73ZM80 213H81V212H80ZM88 213H90V212H88ZM107 213H110V212H107ZM149 213H150V212H149ZM163 213H164V212H163ZM185 213H186V212H185ZM14 214H15V213H14ZM23 214H24V213H23ZM27 214H28V213H27ZM27 214H26V215L24 214V216H22L21 218H22V219H25V218H23V217H28ZM55 214H56V213H55ZM71 214H72V213H71ZM74 214H75V213H74ZM74 214H72V215H74ZM93 214H94V213H93ZM125 214H126V213H125ZM131 214H132V213H131ZM20 215H22V213H20ZM20 215H19V216H20ZM57 215H59V214H57ZM60 215H61V213H60ZM60 215H59V216H60ZM64 215H65V214H64ZM69 215H70V214H69ZM72 215H71V216H72ZM81 215H82V214H81ZM134 215H137V214H134ZM147 215H148V213H147L146 216H145L146 218L149 217V215H148V217H147ZM159 215H160V214H159ZM223 215H226V214H223ZM16 216H17V215H16ZM19 216H17V217H19ZM51 216H52V215H51ZM79 216H80V215H79ZM79 216H76V217L78 218ZM230 216H231V215H230ZM49 217H50V216H49ZM64 217H65V216H64ZM64 217H62V218H64ZM76 217H74V218L76 219ZM87 217H88V216H87ZM129 217H130V216H129ZM136 217L138 218V216H136ZM154 217H155V216H154ZM223 217H225V216H223ZM21 218H18V221H19V219L22 220ZM66 218H67V215H66ZM66 218H64V219H66ZM69 218H70V217H69ZM71 218H72V217H71ZM82 218L84 219V217L81 216L80 219H82ZM126 218H127V217H126ZM151 218H153V217H151ZM180 218H181V217H180ZM182 218H183V217H182ZM197 218H198V217H197ZM219 218H220V217H219ZM28 219H30V218H28ZM48 219H49V218H48ZM50 219H51V217H50ZM50 219H49V220H50ZM86 219H89V217L86 218ZM117 219H118V217H117ZM134 219H135V218H134ZM30 220H31V219H30ZM118 220H119V219H118ZM140 220H141V218H140ZM223 220H224V219H223ZM53 221H55V220H53ZM66 221H68V220L66 219ZM73 221H74L73 223H76L75 220H73ZM78 221H79V220H78ZM78 221H77V222H78ZM87 221H89V220H87ZM24 222H25V220H24ZM31 222H32V221H31ZM46 222L49 223V221H47V220H46ZM50 222H51V221H50ZM84 222H85V220L83 221V223H84ZM105 222H106V221H105ZM28 223H29V222H28ZM28 223H26V224H28ZM47 223H45V224H47ZM68 223H70V222H68ZM99 223H100V225H101V222H100V221H99ZM99 223H98V224H99ZM106 223H107V222H106ZM133 223L137 224L136 222H133ZM33 224H34V222H33ZM33 224H32V225H33ZM49 224H51V223H49ZM81 224H82V222H81ZM84 224H85V223H84ZM21 225H22V226H21ZM21 225L19 224V226L22 227L21 229H23V228H24L23 226H24L25 224H22V223H21ZM70 225H71V224H70ZM70 225H67L66 228H68ZM73 225H76V224H73ZM73 225H72V226H73ZM79 225H80V224H79ZM82 225H83V224H82ZM88 225H90V224L88 223ZM140 225H141V224H139L138 227H140ZM27 226H28V225H27ZM33 226H35V225H33ZM45 226H46V225H45ZM47 226H50V225H47ZM51 226H53V225H51ZM51 226H50V227H51ZM59 226H60V225H59ZM61 226L64 227L62 224H61ZM77 226H78V225H77ZM77 226H76V227H77ZM261 226H262V225H261ZM263 226H264V224H263ZM263 226H262V227H263ZM15 227H16V226H15ZM54 227H55V226H54ZM132 227H133V226H132ZM18 228H19V227H18ZM25 228H26V229H28V228H32V226H31V224H30V227L28 226V227H25ZM25 228H24V231L26 230ZM60 228H61V227H60ZM73 228H74V227H73ZM73 228H71V229H73ZM95 228L98 229V227H95ZM95 228H94V229H95ZM101 228H102V227H101ZM186 228H187V227H186ZM221 228H223V226H222ZM221 228H220V229H221ZM259 228H260V227H259ZM71 229H70V230H71ZM97 229H96V230H97ZM103 229H104V228H103ZM140 229H141V228H140ZM144 229H145V228H144ZM232 229H233V228H232ZM232 229H231V230H232ZM234 229H235V228H234ZM234 229H233V230H234ZM236 229H237V228H236ZM261 229H262V228H261ZM28 230H29V229H28ZM53 230H54V229H53ZM61 230H63V228H61ZM74 230H75V228H74ZM86 230H87V229H85L84 234L86 233ZM89 230H90V229H89ZM89 230H88V231H89ZM138 230H139V229H138ZM186 230H187V229H186ZM231 230H230V231H231ZM30 231H32V230H30ZM64 231H66V230H64ZM116 231H117V230H116ZM235 231H236V230H235ZM262 231L264 232V229H263ZM79 232H80L81 234L83 233V232H81V231H79ZM92 232H93V231H92ZM98 232H99V231H98ZM124 232H125V231H124ZM61 233H62V231H61ZM80 233H77V234L79 235ZM88 233H90V232H88ZM101 233H102V232H100V234H101ZM120 233H121V232H120ZM223 233H225V230L223 231ZM234 233H236V232H234ZM234 233H233V234H234ZM63 234H64V233H63ZM63 234H62V235H63ZM86 234H87V233H86ZM122 234H123V232H122ZM68 235H69V233H68ZM127 235H128V234H127ZM263 236H264V234H263ZM88 237L91 238L90 235H88ZM125 237H126V236H125ZM164 237H165V235H164ZM88 239H89V238H88ZM147 239H148V238H147ZM89 240H90V239H89ZM48 241H49V240H48ZM134 241H135V240H134ZM263 241H264V239H263ZM226 242H227V241H226ZM260 242H262V241H259L258 243H260ZM43 243H45V242H43ZM229 243H230V241H229ZM129 244H130V243H129ZM231 244H232V243H231ZM231 244H228V245L234 247V245H231ZM234 244H236V243H234ZM244 244H245V243H244ZM263 244H264V243H263ZM263 244H262V245H263ZM42 245H43V244H42ZM75 245H77V244H75ZM75 245H74V246H75ZM91 245H95V244H91ZM97 245H98V244H97ZM224 245H225V242H224ZM43 246H45V245H43ZM236 246H237V245H236ZM255 246H256V245H255ZM260 246H261V244H260ZM20 247H21V246H20ZM45 247H46V246H45ZM262 247H263V246H262ZM262 247H261V248H258V247H257V248H258V249H262ZM263 248H264V247H263ZM12 249H13V248H12ZM17 249H18V248H15V251L12 250V252H16ZM213 249H214V248H213ZM237 249H238V248H237ZM21 250H22V249H21ZM254 250L258 251L257 249H254ZM102 251H103V250H102ZM259 251H260V250H259ZM261 251H262V250H261ZM17 252H19V251L17 250ZM263 252H264V250H263ZM21 253H22V252H21ZM21 253H20V256H21ZM25 253H26V252H25ZM63 253H64V252H63ZM63 253H62V254H63ZM95 253L97 254V251H95ZM95 253H94V251H93V254H95ZM101 253H102V252H101ZM260 253H261V252H259V256H260ZM23 254H24V253H22V256H21L22 258H24V257H23V256H24ZM256 254H257V253H256ZM12 255H14V254L12 253ZM17 255H18V254H17ZM25 255H27V254H25ZM50 255H51V254H50ZM69 255H70V254H69ZM106 255H107V254H106ZM6 256H7V255H6ZM20 256H17V257H20ZM54 256H55V255H54ZM56 256H58V255H56ZM215 256H216V255H215ZM21 257H20V259H22ZM25 257H27V256H25ZM52 257H53V255H52ZM52 257H51V258H52ZM61 257H62V255H61ZM93 257H94V255H93ZM212 257H214V256H212ZM232 257H233V256H231V257H229V258H232ZM250 257H253V256H250ZM263 257H264V256H263ZM47 258H48V257H47ZM235 258H238V257L236 256ZM247 258H248V256H247ZM247 258H245L244 260H246V261L249 260V259H247ZM253 258H254V257H253ZM253 258H252V260H253ZM57 259H58V258H57ZM241 259H243V258H241ZM241 259H239V260H241ZM250 259H251V258H250ZM255 259H257V257H256ZM25 260H26V259H25ZM25 260H24V263H23V264H28V263H25ZM29 260H30V259H29ZM36 260H37V259H36ZM47 260H48V259H47ZM47 260H45V261L41 260V261L46 263ZM58 260H59V259H58ZM198 260H199V259H198ZM198 260H197V261H198ZM224 260H225V259H224ZM257 260L259 261V260H260V257H259V259H257ZM17 261H19V260H17ZM21 261H22V260H21ZM30 261H31V260H30ZM39 261H40V260H39ZM39 261H37V262H39ZM135 261H136V260H135ZM139 261H141V260H139ZM193 261H196V260H193ZM227 261H228V260H225L224 262L226 263ZM232 261H234V259H233ZM249 261H250V260H249ZM249 261H248V262H249ZM254 261H255V260H254ZM19 262H20V261H19ZM31 262H34V261H31ZM37 262H36V263H37ZM55 262H57V263L59 264V261H53V262H51V263H55ZM88 262H90V261H88ZM198 262H199V261H198ZM221 262H223V260H222ZM237 262H240V261H238V259H237L236 263H237ZM248 262H247V263H248ZM259 262H261V261H259ZM259 262H255V263H256V264H257V263L260 264ZM16 263H18V262H16ZM16 263H15V264H16ZM21 263H22V262H21ZM39 263H41V262H39ZM141 263H142V262H141ZM196 263H197V262H196ZM202 263H203V260H202ZM232 263H233V262H231V264H232ZM251 263H252V262H251ZM8 264H10V263H8ZM19 264H20V263H19ZM37 264H38V263H37ZM46 264H47V263H46ZM219 264H221V263H219ZM228 264H230V263H228ZM234 264H235V263H234ZM238 264H239V263H238ZM249 264H250V263H249ZM262 264H264V263H262Z\"/></svg>",
  "mask_w": 264,
  "mask_h": 264
}]
</instances>
